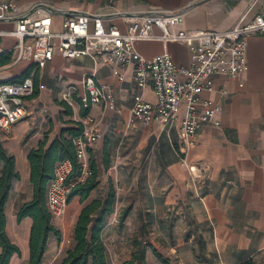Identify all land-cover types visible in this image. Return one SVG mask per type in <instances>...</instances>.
Here are the masks:
<instances>
[{
  "label": "crops",
  "instance_id": "obj_1",
  "mask_svg": "<svg viewBox=\"0 0 264 264\" xmlns=\"http://www.w3.org/2000/svg\"><path fill=\"white\" fill-rule=\"evenodd\" d=\"M38 5L51 11L56 31H61L63 13L101 16L106 26L126 32L132 15L161 10L183 14L180 23L172 28L174 31L223 32L261 14L264 0H16L15 14L31 13ZM14 29L15 23L0 22V33H11ZM153 33L161 35L159 29ZM16 43L11 36L0 37L4 52L12 51ZM247 45L248 73L236 80L217 77L215 91L202 95L221 106L217 115L220 125H206L197 145L186 155L179 151L178 127L157 121L151 126L138 124L136 128H128L136 93L133 67L94 69L89 58L66 60L57 55L48 67L40 70L39 96L28 101L29 116L10 133L0 131V142L15 156L20 174L5 208L7 233L21 250V255H14L10 264H28L30 259L33 221L17 220L19 209L33 200L29 152L45 140L50 145L83 119L80 108H72L73 115H68L60 104L53 103V98H57L54 87L64 81L66 87L81 85L88 74L95 72L101 83L114 88L117 110L104 111L101 107L89 110L100 121L103 134L89 153L97 161L98 169H104L108 162V181L114 180L117 201L124 207L122 213L127 209L130 213L133 207L132 216L126 218L128 223L150 231L147 263H151L154 250L158 254L164 250L175 256L178 264H264V37L251 36ZM136 49L147 58L169 53L179 66L189 65L188 45L140 41ZM21 64L10 67L11 60L0 68V84L20 82L33 66L27 61ZM145 99L155 102L150 89ZM47 105L50 113L43 116ZM126 160L132 161L136 175L132 184H126L124 179L130 169L125 172L120 165ZM192 166L197 167L195 172L190 170ZM2 168L0 163V172ZM100 182L90 199L98 190L106 193V182L102 178ZM23 184L28 188L23 189ZM84 205L75 197L62 219L52 221L62 236L61 240L53 234L49 236L42 264H61L65 259ZM112 228L109 222L103 232L109 261L124 264L133 258L135 239L140 242L141 239L120 233L118 228L114 232ZM196 256L200 259L196 260Z\"/></svg>",
  "mask_w": 264,
  "mask_h": 264
},
{
  "label": "built area",
  "instance_id": "obj_2",
  "mask_svg": "<svg viewBox=\"0 0 264 264\" xmlns=\"http://www.w3.org/2000/svg\"><path fill=\"white\" fill-rule=\"evenodd\" d=\"M15 2L0 0V22L15 23L13 32L0 33V37L7 35L17 41L10 51V67L27 61L43 70L57 55L66 60L89 58L94 69L133 67L136 93L128 128L138 124L151 126L157 121L178 127L181 155L197 145L206 125H220L217 115L221 106L202 95L215 91L217 77L236 80L248 73L247 39L254 35L264 37V9L253 20L223 32L174 31L172 28L180 23L183 14L161 10L132 15L126 32L106 26L101 16L63 13L61 31H56L51 11L38 5L31 13L17 16ZM154 29H159L161 35H155ZM156 40L188 45L189 65L179 66L169 53L147 58L137 51L138 42ZM3 53L0 48V55ZM149 89L155 97L153 103L145 99ZM33 95V76L23 82L0 84V131L10 133L29 116L28 101ZM60 101L72 108L77 105L85 110H117L114 88L101 83L96 72L88 74L81 85H68L60 94ZM80 123L82 132L72 138L81 165L80 176L72 178L74 167L66 160L57 165L55 177L48 185L47 208L54 220L65 215L73 189L91 176L89 151L103 138L101 123L95 117L88 114ZM190 170L195 172L197 167Z\"/></svg>",
  "mask_w": 264,
  "mask_h": 264
},
{
  "label": "trees",
  "instance_id": "obj_3",
  "mask_svg": "<svg viewBox=\"0 0 264 264\" xmlns=\"http://www.w3.org/2000/svg\"><path fill=\"white\" fill-rule=\"evenodd\" d=\"M12 54L5 52L0 55V68L11 63ZM35 71V74H34ZM39 71L32 66L20 79L25 81L33 76L34 95L39 96ZM16 82H19L16 80ZM60 105L66 109L68 115H73L72 107L61 102ZM89 114V110L80 108V116L84 118ZM75 127L64 131L50 145L45 140L41 142L37 149H32L28 154L30 165V184L33 189V200L24 204L18 211L17 220L22 222L25 218L33 221L29 246L30 259L28 264H42L47 250L48 239L51 234L61 240V232L52 224L53 218L47 208V189L49 183L55 177L57 165L63 161L70 160L73 164L72 178H77L81 174V165L77 159L76 149L72 138L82 132L81 123H75ZM68 134V137L66 136ZM0 163L3 168L0 172V264H10L14 255H21L20 248L12 242L7 233L6 204L10 197L14 183L20 181V174L17 170L16 158L4 148L0 142ZM108 163V162H107ZM106 163V168L108 164ZM89 168L91 176L84 182L77 185L70 197L69 203L75 198H80V203L84 205L96 191L101 182L99 179V169L96 161L90 158ZM116 190L111 185L108 192L103 197H98L84 205L74 227L72 246L66 253L61 264H110L109 253L103 240V232L109 217L114 214L116 203ZM129 213L125 210L120 216L119 224L122 227ZM136 250L132 260L124 264H148L147 248L143 242L135 239ZM154 256L163 258L154 250ZM164 264H170L165 261ZM250 264V263H247Z\"/></svg>",
  "mask_w": 264,
  "mask_h": 264
},
{
  "label": "rangeland",
  "instance_id": "obj_4",
  "mask_svg": "<svg viewBox=\"0 0 264 264\" xmlns=\"http://www.w3.org/2000/svg\"><path fill=\"white\" fill-rule=\"evenodd\" d=\"M25 62V61H24ZM24 62H22V64L24 63ZM21 64V65H22ZM20 65V66H21ZM19 66V67H20ZM66 84H67V82L66 81H64V82H59L57 85H56V87H54V92H55V94L57 95V98H53V103L56 105V104H60L61 103V101H60V96H58V94L60 93V92H62L63 91V89L66 87ZM59 97V98H58ZM150 98H153L151 95L149 96ZM48 107L46 108L47 110H46V112H44V114H43V116H46V115H48L50 112H49V110H48V108H49V105H47ZM75 109L76 110H79V107L77 106V105H75ZM48 118V117H47ZM46 117H45V119H47ZM97 145V144H96ZM95 145V146H96ZM95 146H94V148H95ZM90 158H91V156H90V153H89V161H90ZM96 161V160H95ZM123 161V160H122ZM97 162V161H96ZM121 166H123L124 167V171L125 172H128L129 171V169H130V173L128 174V173H126L125 175H124V179H125V183L126 184H132V180H133V178H135L136 177V175H133L134 174V168H133V165H132V161H128V160H126V161H124V162H122L121 164H120ZM104 169H102V167L101 168H99V179H101L102 178V180L103 181H105L106 182V193L108 192V189H109V187L111 186V185H113V181L114 180H109L108 181V169L106 168V166H104L103 167ZM123 179V178H122ZM116 185H119L117 182H114ZM24 185V184H23ZM113 187L115 188V186L113 185ZM26 188H28L26 185H24L23 186V189H26ZM115 190H116V188H115ZM105 193V194H106ZM105 194H103V193H101V191H99L98 190V192H96L94 195H93V197L90 199V200H88L85 204H87V203H89V202H91V200L92 199H97L98 197H103V196H105ZM116 195H117V192H116ZM128 202V201H127ZM123 209H124V207H123V205H122V203H120L119 204V202L117 201V198H116V203H115V211H114V214L113 215H111L110 216V218H109V220H108V222H107V224L110 222V225H111V227H113L112 228V231H114V232H117V228L119 229V232L120 233H123V234H126V235H135V238H139V239H141V241L143 242V245L144 246H146V248H147V252H149V241H150V236L151 235H149V232L150 231H148V229H147V227L146 228H138V225H136L135 223H128V219H129V217L130 216H132V211H133V207L131 208V211H130V213H129V215H128V219H126L125 220V222H124V225H123V227H120V224H119V221H120V216H121V214H122V211H123ZM136 214H138V211H136ZM62 218H60V219H58V220H54L53 219V221H55V222H57V221H59V220H61ZM107 226V225H106ZM117 234V233H116ZM144 238V240H142ZM146 238V239H145ZM126 239V238H125ZM105 244H106V242H104ZM107 247V246H106ZM160 252V256L163 258V260L164 261H162V260H159V259H157L154 255L152 256V261H150L151 263L150 264H163L165 261H169L170 262V264H178V259H176V257L175 256H173V257H171V256H169L168 254H167V252L166 251H164V250H160L159 251ZM195 259L197 260H199L200 259V256H196L195 257ZM149 264V263H148Z\"/></svg>",
  "mask_w": 264,
  "mask_h": 264
},
{
  "label": "water",
  "instance_id": "obj_5",
  "mask_svg": "<svg viewBox=\"0 0 264 264\" xmlns=\"http://www.w3.org/2000/svg\"><path fill=\"white\" fill-rule=\"evenodd\" d=\"M34 66V65H33Z\"/></svg>",
  "mask_w": 264,
  "mask_h": 264
}]
</instances>
